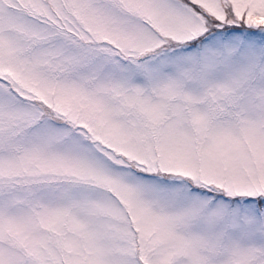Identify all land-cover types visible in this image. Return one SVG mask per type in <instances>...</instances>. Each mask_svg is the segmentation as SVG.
Wrapping results in <instances>:
<instances>
[{
	"label": "rangeland",
	"instance_id": "1",
	"mask_svg": "<svg viewBox=\"0 0 264 264\" xmlns=\"http://www.w3.org/2000/svg\"><path fill=\"white\" fill-rule=\"evenodd\" d=\"M0 264H264V0H0Z\"/></svg>",
	"mask_w": 264,
	"mask_h": 264
}]
</instances>
